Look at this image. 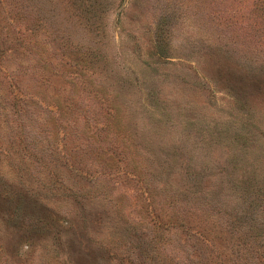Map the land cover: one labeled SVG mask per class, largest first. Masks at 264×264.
<instances>
[{"label": "rangeland", "instance_id": "374dc122", "mask_svg": "<svg viewBox=\"0 0 264 264\" xmlns=\"http://www.w3.org/2000/svg\"><path fill=\"white\" fill-rule=\"evenodd\" d=\"M6 1L0 26L12 38L1 43L13 44L18 30L70 34L126 132L101 124L88 89L77 90L76 108L96 138L78 129L87 130L82 120L54 123L53 106L29 97L52 98L32 73L20 85L27 109L9 118L0 88V264H215L210 245L179 226L160 233L166 248L155 256L147 240L167 194L195 199L259 244L264 228L241 212L264 210V0ZM112 143L115 153L103 152ZM190 187L199 194L185 196ZM224 239L215 236L228 247ZM237 251L228 264H264Z\"/></svg>", "mask_w": 264, "mask_h": 264}, {"label": "trees", "instance_id": "16d2710c", "mask_svg": "<svg viewBox=\"0 0 264 264\" xmlns=\"http://www.w3.org/2000/svg\"><path fill=\"white\" fill-rule=\"evenodd\" d=\"M6 2V0H0V9ZM11 3H13L17 9L21 5L19 0H8V4ZM0 16L4 18L1 12ZM79 17L81 18L82 16ZM40 33H43V35ZM3 37L4 39L6 38L5 41H7L12 38V35L8 28L0 26V72L2 71L5 77H8L6 80L5 78L3 80L0 79V88L2 87L3 93H7L10 97L9 100H3L4 114L2 116L4 118L6 117V113L9 118L11 112L22 110L20 107H25V109H27V100L25 99L27 94L20 90V85L21 80L28 73H32L33 76L36 77V84L41 91H43L44 94H51L50 97L52 98L49 103L47 100H43L41 96H35L42 94L40 92H37L38 94L33 92L29 94V97H40L38 98L40 100H38L39 102L43 103L44 101L47 106H53V110H56L58 113V116L52 117L54 123L59 122L63 125L62 127H66L72 121L76 122V120H82L84 122L83 126L85 125L87 130H83L76 122L79 126L78 129H80L82 133L84 132L96 138V136H94L95 131L91 129L89 123L91 116L87 114L80 116V109L76 108L79 103H82L81 101L84 98L80 97L79 92L76 93L77 90L88 89L93 92V96L98 99L99 105H101L99 111H102L104 114L101 124L106 126L105 128L107 130L110 129L111 126H114L117 134H125V128L121 125L122 116L120 115V108L113 102V95L106 94V92L104 93L101 87H97L99 84H94L95 70L91 69V64L87 62L88 59L86 56L89 52L83 48L81 43L74 41L70 34L63 32L59 35V38H57V36H53V31L49 27L42 31L33 30L29 34H25L24 30H18L17 33L13 35L16 41H12L14 43L11 45L1 43L3 42ZM54 39H57V42H54ZM50 48H53V53L48 51ZM18 50L19 54L17 53ZM31 53H36L38 56L34 62H30L27 59V57L32 56ZM56 54H59L61 59H58ZM9 59L12 60V62L9 61ZM58 77L61 81L56 85L54 78ZM91 83L94 85L92 88L90 86ZM53 87L59 88L56 89ZM4 90L6 92H4ZM0 92L2 93L1 90ZM1 93L0 95H2ZM22 95H24L25 98ZM23 99L26 101H23ZM88 108L91 109L89 106ZM17 117L21 119V123H25L27 116L25 117L22 113H18ZM118 146L119 144L117 143L107 144L102 146V150L103 152L115 153ZM127 146L129 147V145ZM124 151L125 148L122 149V152ZM138 165L137 163L134 164L135 167ZM188 194L195 197L199 192L198 189L190 187L184 193L185 196ZM160 202L163 203V201ZM164 202L163 208L166 209V213L162 212L160 213V218L154 219L153 226L156 229V233L152 236L151 240H147L148 245L150 244L152 246L154 253L155 248H166L160 233L168 227L179 226L188 232L197 234V238L199 237L210 245L209 249L213 250L211 252L215 253L211 254V261L214 260L215 264H228L229 259L232 257H236V259L238 258V260H240L239 252H235L240 249L251 251V258H264V234L261 230H255V236L260 240L259 244L254 245V242L251 240L244 241V234L234 236V230H231V232L227 231L226 226L230 225L228 221L221 222L214 219L213 214H211L210 211L205 212L204 209L202 210L203 205L195 199L183 202L178 194H167V201ZM165 204H167L168 208ZM155 205L156 204H154V209L156 208ZM179 207H182V209ZM241 213H243V216H249L250 219L248 220L250 224H254V227L255 224H259L264 228L262 225L264 224V210L261 218L256 216L259 215L260 211H257L256 215H254L251 210L246 209ZM163 214L167 215V219H163ZM241 223L240 228L244 225V221L243 224ZM242 229H244V227H242ZM217 233L220 235L225 233L224 242L228 247L216 242L215 236ZM234 244L237 247L236 250L232 246ZM155 256H159V253H155ZM259 263L260 262L257 260V264Z\"/></svg>", "mask_w": 264, "mask_h": 264}]
</instances>
